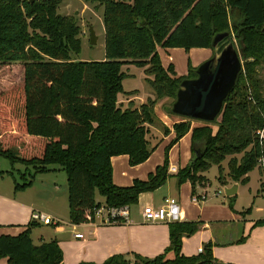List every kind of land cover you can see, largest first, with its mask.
<instances>
[{
	"label": "trees",
	"instance_id": "16d2710c",
	"mask_svg": "<svg viewBox=\"0 0 264 264\" xmlns=\"http://www.w3.org/2000/svg\"><path fill=\"white\" fill-rule=\"evenodd\" d=\"M59 5L60 0H0V73L5 74L0 80V159L22 167L23 178H28L25 184L14 182L13 189L23 190L35 175L57 168L66 176L67 221L94 224L98 208H131L139 195L162 187L168 177L167 152L188 133L191 158L174 175L177 187L188 182L193 189L196 175L212 166L223 185L220 163L227 158L231 183L245 185L250 171L260 173L264 139L259 146L257 133L264 127V84L258 69L264 64V0H100L102 62L71 60L81 51L78 27L75 17L56 14ZM219 34L232 36L241 67L219 116L195 128L190 124L196 121L180 117L183 121L171 127L174 137L164 147L162 164L145 181L133 180L126 188L113 185L110 159L126 156L128 167L144 163L154 149L148 147V126L155 121V104L170 99L167 115L172 116L181 81L196 78L197 67L188 61L186 75L175 78L171 65H160L157 48L212 52V39ZM225 44L226 39L217 51ZM127 65L142 71L153 99L138 106L118 104ZM162 133L169 134L165 127ZM236 154L241 155L238 160L232 157ZM96 195L103 204L95 202ZM36 225L30 221L22 233L0 236V260L62 264L56 241L32 243ZM198 228L193 222L168 223L169 243L162 254L150 259L116 255L100 264H219L210 243L195 257L180 252L182 239Z\"/></svg>",
	"mask_w": 264,
	"mask_h": 264
},
{
	"label": "crops",
	"instance_id": "0c3cea01",
	"mask_svg": "<svg viewBox=\"0 0 264 264\" xmlns=\"http://www.w3.org/2000/svg\"><path fill=\"white\" fill-rule=\"evenodd\" d=\"M99 14L101 16V8L99 9ZM156 51L160 65H162L163 68H167L171 65L175 78L186 75L187 61L191 67L195 69L212 56V52L208 49H193L185 52L180 48H157ZM182 61H184V64H182L183 66L180 64ZM130 67L133 66L127 65L125 67L128 77L122 81L123 94L117 96L118 104L123 107L130 101L133 102L135 106L144 104L146 99L151 98L153 95L141 70L144 89L142 91L137 89L128 90L127 92L123 90L124 82L132 77V74L129 73ZM131 91H135V94L127 96L128 92ZM170 101V99L162 98V100L154 106L153 114L155 121L151 126H148V138L150 135H154L153 137L156 139L154 142V149L160 146V143H169L174 137L171 132V126L177 123L174 119L176 117L168 116L166 113V109L168 108L167 105H169ZM199 125H201V123L195 125L191 123L190 127L195 128ZM163 127L168 130L169 134L166 136L162 133ZM189 138L190 134L188 133L182 137L173 148H178L181 144L184 145V147L186 145L188 146ZM186 153H188L187 150L183 154L181 160L176 161V166L168 160L169 167H174L179 170L186 166L191 158V154L189 153V155H186ZM154 154H156V150L155 152L153 150L147 158V161L133 167H128L126 156H115L111 158L110 168L112 169V184L117 187L126 188L130 187L133 180L145 181L147 175L154 171V167L160 165V156L152 160V157L155 156ZM180 164L181 166H179ZM20 169L21 167L19 165L11 166L5 159H0V172L3 173V175L0 176V236L13 237L22 233L30 223V215L35 212L44 217H50L54 224L45 226L37 222L36 227L32 228L30 232L32 243L34 245H39L40 243H47L54 240L59 247V241L51 234L46 235L45 232L48 226L57 229L60 223H63L64 220L67 221L68 204L66 178L62 181H57L56 179L58 176H61L60 174H62L63 171L61 172L57 168L50 167L52 171L35 175L25 189L15 190L13 189L14 182L17 185H21L17 183L15 178V176H18L19 179H21L19 174L21 172ZM174 175L175 174H168L163 186L159 189L139 195L137 201L139 207L137 215L136 217H132V219L130 218L131 206V208L128 209L129 221L126 223H116L115 225L98 224V226L95 224H80L76 226L71 225L68 221V224L73 230L71 234V238L73 239L71 241L72 244L77 247L78 252L71 257L62 254V264H100L112 256H125L131 254H137L142 258L150 259L162 254L169 243L167 224H143L140 214L141 210L145 207L161 206L166 198H173L177 201L180 214L178 223L193 222L199 224L198 232L193 238L187 239V237H184L182 239L180 252H182L183 256L195 257L198 255L199 252L197 251L201 249L200 247H202V245L210 243L212 258L219 264H264V226H261L262 224L254 226V221L259 220L260 217L248 219V213L241 216L239 214L242 213L243 210H233L235 202L233 196L237 194L240 187L237 183H234L236 185L235 194L232 197H226V199L229 200V204H231V210H229L233 217L230 219L231 221H228L230 224L224 221L210 223L203 221L201 218H197V211L199 213L201 207H198L199 203L194 204L191 201V197H197L201 192L197 191L196 188L191 189L188 182H184L180 187H177ZM246 178L248 181V174ZM23 180L24 179H22V181ZM222 187L226 190L231 186ZM234 223L240 224L241 226V236L238 239L235 233L229 232L231 226L235 225ZM244 224H248V231L246 234L243 233ZM73 234L79 235L80 238H74ZM190 241H193V250L191 252H186L184 247ZM217 249L223 252L217 253ZM235 249L237 251L235 256L226 253L227 250ZM0 264H6V260L1 259Z\"/></svg>",
	"mask_w": 264,
	"mask_h": 264
},
{
	"label": "rangeland",
	"instance_id": "374dc122",
	"mask_svg": "<svg viewBox=\"0 0 264 264\" xmlns=\"http://www.w3.org/2000/svg\"><path fill=\"white\" fill-rule=\"evenodd\" d=\"M100 0H60V5L57 8L56 14L62 15V16H73L76 19V25L78 27V33H79V39H80V53L79 55H76V57H71V60L73 62L80 61V62H102L104 61V50H103V33H102V19L99 14V3ZM88 29H91L95 36L97 37V41L95 45L89 46V33ZM233 40V39H232ZM233 44L236 45V43L233 40ZM181 65L184 64V61L180 63ZM183 66V65H182ZM17 72V69H14L10 71V74H14ZM129 73L132 74V77L127 79L124 84H123V90L127 92L128 90H140L142 91L144 89L143 86V79L141 78V71L135 67H130ZM258 78L260 79L261 83L264 84V64L261 65V68L258 69ZM5 79V74L0 73V80ZM147 89V88H146ZM153 99V95L151 98ZM161 101V100H160ZM159 102V101H158ZM157 102V103H158ZM172 101H170L171 103ZM156 103V104H157ZM170 103L167 110L169 109ZM169 116V115H168ZM178 124L180 123L181 119L174 118ZM194 125L195 124H200L199 122H191ZM173 125V124H172ZM172 127V126H171ZM215 128H212V131L214 132ZM154 135H150L148 138V147H154L155 140ZM160 142V141H159ZM168 142H163V143H158L160 146L157 148L153 149L154 152L156 150L155 156L152 157V160L158 158L160 156V165L162 164L164 157H165V150L164 147ZM12 148V147H11ZM13 151H15V148H12ZM152 150V151H153ZM188 151L186 155L191 154L190 150V138L188 141V146L181 144L178 148H173V146L169 149L167 152V161L170 160L173 165H177L176 161L181 160L183 157V154L185 151ZM241 155H233L232 157L235 159H239ZM232 157L230 159H232ZM4 161V160H3ZM147 161V160H146ZM228 161V158L225 159L223 162L220 163L221 166V180L223 181V185L221 183H218L216 178L218 177L217 173V166H212L207 172L205 173H198L196 175L199 180L195 182L193 189L196 188L197 191H200L201 193L197 197H191L199 200L200 198L204 197V200L199 202V206L201 207L200 212L198 213L197 211V218H201L203 221L206 222H217V221H224L228 222L231 221L230 219L232 217V213L230 212L228 208L229 200L226 199L224 196V189L222 186H231L234 183H231L229 179L226 177L227 175V166L226 163ZM5 162V161H4ZM182 163V162H181ZM159 165V166H160ZM181 166V164L179 165ZM169 167V164H168ZM155 168V167H154ZM20 176L21 179H19L18 176H15L17 183L22 184L26 183L28 179L27 177L23 178L22 175L25 174L24 169L21 167L20 169ZM29 171V170H28ZM178 169H176L175 173L172 174H177ZM167 174H171L168 172L167 169ZM61 176H58L56 179L57 181H62L65 180V174L62 172L60 174ZM22 179H24L22 181ZM26 179V180H25ZM260 184V175L258 172V169H253L248 173V181L245 185H239V190L235 196H233L234 202V207L233 210H238L242 211L239 215L243 216L246 214V209H249L248 212V219H254V218H259V220L254 221L256 223L257 221H263L264 222V196L262 195V189L259 186ZM230 187V188H231ZM227 188V189H230ZM95 201L100 204L102 203V198L99 197L98 195L95 196ZM138 201V199H137ZM180 205V204H179ZM105 209L104 206H102ZM138 202L136 205H133L130 211V218L136 217L137 215V210H138ZM129 209V208H128ZM142 211V210H141ZM229 223V222H228ZM95 225L98 226V221L95 220ZM227 224V223H226ZM230 224V223H229ZM238 226V227H236ZM229 229L230 233H235L236 238L238 239L241 236V226L240 224L234 223ZM99 225H102L101 223ZM248 224H244V232L247 233L248 231ZM264 226V223L261 225ZM72 227L68 224V221H63V223H60V226L56 228H52L51 226L47 227V231L45 232L46 235L51 234L52 236L55 237L59 241V248L61 251V256L62 254L68 257L74 256L78 252V249L76 246L72 244V239L71 234L73 233V230L71 229ZM198 232V230H197ZM195 232L192 236L187 237V239L193 238V236L197 233ZM35 241V239H34ZM182 247V243H181ZM194 244L193 241L188 242L185 245V250L186 252H191L193 250ZM201 248V247H200ZM216 252H223L220 249H217ZM226 253L229 255L235 256L237 251L235 250H227ZM191 257V256H190ZM241 259H242V250H241Z\"/></svg>",
	"mask_w": 264,
	"mask_h": 264
},
{
	"label": "water",
	"instance_id": "95a60500",
	"mask_svg": "<svg viewBox=\"0 0 264 264\" xmlns=\"http://www.w3.org/2000/svg\"><path fill=\"white\" fill-rule=\"evenodd\" d=\"M88 33L89 46L92 47L96 44L97 37L91 29H88ZM224 39L226 44L217 51L216 46ZM210 47H212V56L196 68V78L181 81L170 108L172 116L204 123H213L219 116L227 95L235 85L234 82L241 67L232 36L216 35ZM235 191L234 184L230 189L224 190V195L232 197Z\"/></svg>",
	"mask_w": 264,
	"mask_h": 264
},
{
	"label": "built area",
	"instance_id": "2783aa9c",
	"mask_svg": "<svg viewBox=\"0 0 264 264\" xmlns=\"http://www.w3.org/2000/svg\"><path fill=\"white\" fill-rule=\"evenodd\" d=\"M258 135V143L259 146L261 145V141L264 139V127L261 131L257 133ZM257 167L260 169V184L259 186L262 189V195L264 196V168H263V160L260 158L257 161ZM169 173H175L176 169L174 167L168 168ZM204 200V197L200 198L199 200L192 198L191 201L194 204L199 203L200 201ZM264 212V211H263ZM179 206L177 204V201H175L173 198H166L163 201V204L159 207H152L148 206L142 209L140 218L142 219V223L149 225V224H155V223H162V224H168V223H177L179 222ZM94 219L98 221L100 224L104 225H115L116 223H126L128 222V208H119L114 210H106L104 211L103 207H100L97 209V211L94 212ZM30 221L32 222H39L43 225H53L54 222H52L51 218L39 213H32L30 215ZM74 238H80L79 235L73 234ZM198 254L201 253V249H198Z\"/></svg>",
	"mask_w": 264,
	"mask_h": 264
}]
</instances>
